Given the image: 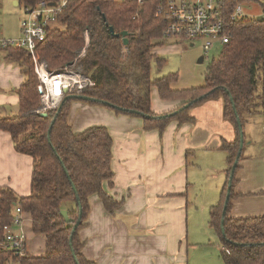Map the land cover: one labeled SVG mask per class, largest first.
Segmentation results:
<instances>
[{"label":"trees","instance_id":"1","mask_svg":"<svg viewBox=\"0 0 264 264\" xmlns=\"http://www.w3.org/2000/svg\"><path fill=\"white\" fill-rule=\"evenodd\" d=\"M20 6L34 9L41 1L17 0ZM245 0H225L226 24L230 42L207 68L202 87L179 90V75H159L167 59L154 52L164 47L166 23L156 17L157 0L142 6L115 0H76L58 14L48 36L38 43L36 54L51 72H63L75 62V69L90 77L94 88L79 95H68L58 109L44 113L38 93V77L31 54L21 48L0 50L3 59L16 63L25 78L16 90L19 110L0 117V130L8 133L19 154L33 160L31 191L19 196L9 186H0V243L6 240L4 227L11 225L17 207L32 218V230L46 238L45 256L28 260L29 264H95L85 257L80 231L87 226L90 198L98 196L106 211L115 215L122 207L105 192L112 185L113 140L105 127H92L75 133L70 124L72 105L84 102L105 107L117 115L140 118L145 131L158 130L162 136L170 123L194 122L190 111L207 101L221 99L224 119L235 128L234 142H224L228 155V183L220 202L211 209L210 226L223 246L225 264H264V216L231 217L234 188L241 160V133L254 115L264 119V16L260 19L231 20L232 11ZM111 29L114 30L113 35ZM89 46L84 56L85 33ZM127 32V45L122 33ZM205 60V58H204ZM153 68L158 77L153 76ZM158 90L164 101H182L172 112L156 114L152 110L151 91ZM84 96L88 100L78 97ZM231 187L230 192L228 191ZM229 200L227 201V196ZM67 211L70 223L62 216ZM78 227L75 228V225ZM10 254L0 248V264Z\"/></svg>","mask_w":264,"mask_h":264},{"label":"crops","instance_id":"2","mask_svg":"<svg viewBox=\"0 0 264 264\" xmlns=\"http://www.w3.org/2000/svg\"><path fill=\"white\" fill-rule=\"evenodd\" d=\"M255 1L264 12V0ZM16 2L14 5L21 7ZM0 39L14 38H6L0 27ZM159 49L154 52L163 56L166 50ZM24 81L20 67L5 61L0 53V117L18 112L16 90ZM181 103L162 100L156 88L151 91L156 114L172 112ZM190 116L194 122L174 121L161 136L158 130L145 131L140 118L117 115L84 102L73 103L69 120L75 133L92 127L109 130L114 177L112 185L106 181L103 187L116 201L123 202L113 216L98 196L90 198L87 226L80 231L87 259L95 264H194L197 256L191 261L190 231L193 250L204 252L199 247L202 242L218 238L210 226V215L228 183V155L221 148L225 141L234 142L237 133L224 119L221 99L194 107ZM249 133L250 139L244 128L234 188L238 197L231 211L235 219L264 216V152L250 149L255 141ZM32 170V158L19 154L11 136L0 130V186L26 196L31 191ZM23 218L28 242L30 232L34 233L32 218L27 213ZM28 250L33 258H39ZM44 256L45 252L40 257Z\"/></svg>","mask_w":264,"mask_h":264},{"label":"built area","instance_id":"3","mask_svg":"<svg viewBox=\"0 0 264 264\" xmlns=\"http://www.w3.org/2000/svg\"><path fill=\"white\" fill-rule=\"evenodd\" d=\"M76 0H60L55 4L41 1L36 8H25V18L22 21L19 38L0 39V50L8 47L27 50L34 61L35 73L38 77V93L42 101L44 113L61 105L68 95H79L86 89L94 88L93 80L84 75L80 69H75V63L63 72H51L46 64L40 61L36 54L38 43L48 36L61 13L70 2ZM117 3L135 2L139 7L148 0H115ZM156 17L166 23L165 40L175 41L181 49H191L201 42L204 58L216 47L221 48L230 42L226 24L225 0H157ZM245 17L242 5L237 6L231 13L234 22ZM89 34L85 33L86 53L89 46ZM23 211L17 207L11 225L4 227L6 240L0 243V248L10 254L7 264H29L33 256L28 250L27 236L24 231ZM45 264V263H43Z\"/></svg>","mask_w":264,"mask_h":264},{"label":"rangeland","instance_id":"4","mask_svg":"<svg viewBox=\"0 0 264 264\" xmlns=\"http://www.w3.org/2000/svg\"><path fill=\"white\" fill-rule=\"evenodd\" d=\"M244 14L247 19H260L263 18V6H261L255 0H245L242 4ZM25 18V12L23 7H16L14 0H0V27L4 32L6 38H19L21 36L22 21ZM194 48L185 49L179 48L173 39L168 41L164 47H160L159 51L166 50L162 57L167 59L166 66L159 75H167L170 73H176L179 75V80L175 85L176 88L181 90L202 87L204 85L205 74L207 68L213 59L219 57L221 47L216 46L205 60L201 63L200 58L204 57L202 49V43H195ZM164 48V49H163ZM82 53V52H81ZM2 54V53H1ZM85 54L81 55L84 56ZM3 56V54H2ZM161 56V55H160ZM60 73V72H59ZM153 76L158 77V71L153 68ZM42 105V101H41ZM43 106V105H42ZM60 105L53 109H58ZM51 109V110H53ZM17 113L15 110L11 114ZM45 114V113H44ZM264 119L260 115H253L245 125V134L248 139L249 131L255 143L250 148L255 152H264ZM248 152V151H247ZM193 208V207H192ZM199 206L197 205V208ZM192 226V215L190 216ZM190 259L192 256L196 257L197 260L194 264H225L222 253H221V242L219 238L214 237L213 239L202 242V246H199L203 251L193 250L192 248V237L193 232L190 231ZM205 239V238H201ZM28 248L36 256H42L46 248V238L43 235H36L30 232Z\"/></svg>","mask_w":264,"mask_h":264},{"label":"water","instance_id":"5","mask_svg":"<svg viewBox=\"0 0 264 264\" xmlns=\"http://www.w3.org/2000/svg\"><path fill=\"white\" fill-rule=\"evenodd\" d=\"M16 3H18V2H16ZM111 32H112L113 35L115 34L113 29H111ZM127 35H128L127 32H123L122 33L125 45H127V43H128ZM203 61H204V57L200 58V62L202 63ZM78 98L81 99V100H88L89 99V98L84 97V96H79ZM43 115L46 116V114H43ZM243 145H244V132L241 133V149L243 148ZM237 166H238V163H236L234 165L233 171H235ZM230 190H231V187H229L228 191L230 192ZM228 200H229V195L227 196V201ZM61 213H62V216L65 218L66 222L70 223L71 219L69 218L68 212L67 211H62ZM77 227H78V224L75 225V228H77Z\"/></svg>","mask_w":264,"mask_h":264}]
</instances>
